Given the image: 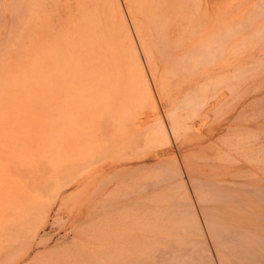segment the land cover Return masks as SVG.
<instances>
[{
  "label": "rangeland",
  "instance_id": "1",
  "mask_svg": "<svg viewBox=\"0 0 264 264\" xmlns=\"http://www.w3.org/2000/svg\"><path fill=\"white\" fill-rule=\"evenodd\" d=\"M227 32L216 64L179 62ZM208 77L224 78L212 109L164 140L166 113L186 117ZM0 84V264H152L149 236L167 250L175 227L160 228L175 194L166 165L182 172L216 260L203 205L264 224V191L240 190L264 187V0H0ZM196 178L208 197L247 202L204 204Z\"/></svg>",
  "mask_w": 264,
  "mask_h": 264
},
{
  "label": "bare ground",
  "instance_id": "2",
  "mask_svg": "<svg viewBox=\"0 0 264 264\" xmlns=\"http://www.w3.org/2000/svg\"><path fill=\"white\" fill-rule=\"evenodd\" d=\"M1 2H2V0H1ZM93 20H94V18H93ZM132 26H130V27H132ZM163 28L164 27H162L161 30ZM130 32H132V31H130ZM134 32H135V30H134ZM136 32L138 33L137 29H136ZM230 35H231V33L227 32L224 36L214 37L212 39V41H210L208 43H202L200 45H195L192 49L186 50L187 51L186 54L183 56V59H181V61H179V62H182L184 65H186V68H189L190 70L194 69V68H198V67L216 64L218 62V59L220 57H223L227 52L226 51V43L230 39ZM136 36L133 35V37H136ZM134 41L138 42L137 47H138V49H141L139 54L142 52V53H145L147 55L146 47L142 44L143 42L141 41V39H137ZM136 42H135V44H137ZM229 48H231V47H229ZM63 52H65V51H63ZM69 56H70V54H69ZM60 57H61V55H60ZM63 57L65 58V56H63ZM83 57H85V56H83ZM69 60H71L70 57H69ZM82 61H84V60H82ZM140 61H141V59H140ZM61 62H63V61H61ZM59 64H60V62H59ZM86 64H87V62H86ZM82 65L83 64H81V66ZM143 66H144V64H143ZM241 73H244V72L242 71ZM71 78L72 77H70V79ZM208 78H209V80H207L206 83H203L201 86L196 88L192 93L191 92H190V94L188 93L189 95L185 97V101H183L184 102L183 105L185 107L190 108V112L188 113V115H186V117L180 116V114L178 112L180 106L175 107L170 112L166 113L169 115L168 118L171 121V125L170 126L168 125L169 127H167L165 124L166 123L165 120L163 121L164 122L163 124L160 123V125H162V126L165 124V126L167 128H169V130H170L169 131L166 127L163 128L166 132V135H167V137H164L165 132H164V134H162V131H163V129H162L161 135H162V137H164L163 138L164 140H167L171 134L174 135L175 137H178V136H181L182 134H184V132L186 130L191 129L194 126L193 125L194 122L189 123L188 120L194 119V118L197 120L196 117L203 118L202 116H204V115L206 116V113H202V112L208 106V104H210L209 103L210 100L212 98H215V96L218 95V94L216 95L214 93V89L217 85H219L220 83H223V79H224V78H220L218 80H213L211 77H208ZM69 82H70V80H69ZM116 88H117V86H116ZM115 91H116V89H115ZM4 93H6V92H4ZM214 102H215V100H214ZM219 102H222V100H220ZM219 102H217V106H218ZM215 104H216V102H215ZM215 104H214V106L216 108ZM261 105H262V103H261ZM211 107L212 106H210L209 108L212 109ZM209 114H210V112H209ZM262 114H264V113H262ZM205 116H204V118H205ZM208 117H209V115L206 117V119H208ZM139 120L140 119H138V121ZM144 120H146V118ZM142 122L143 121H141V123ZM157 132H158V130H157ZM157 136L159 138L161 137L160 134ZM91 153H92V151H91ZM245 156H246V154H245ZM176 164L178 165L177 161H176ZM163 170H165L166 173H168V175H169L168 178H170V181H171V179L174 180V183L172 184V188L175 190V194H173L174 196L170 195L169 197L164 196V199L163 200L161 199L165 203L168 202V204H164L163 213H161L162 218L160 221H162V223H161L162 225L160 228L161 229L165 228V227L167 228L168 225H175V227L172 229V232H171L172 235L169 236L171 238L168 239V236H166L168 242H166V240L164 238L166 244H168L167 250H164L161 248V251H159V250L155 249L156 246H154V240H156V237L152 236V235H150V236L148 235L150 238H148L149 239L148 243L146 242L147 248H145L143 252L147 253L148 258L150 256L152 257V264H218L217 260L219 261L220 264H264V224H260L257 222H251L249 220H246V217H243V215H242L243 213L241 211H240V213L238 212L240 214V217L237 216L236 214L231 213V212L221 211V210H219V208L216 210L214 209L215 211H213L212 213H209L208 209L206 207L207 205L205 204V202L208 200H209V202H210V200H213L214 202H218V203L224 202L227 204V203H229L231 198H234L239 202V203H237V206H236L237 208H235V209L240 210V207H242V205L245 204V202H247V201H244L245 200L244 196L239 195V193L238 194L225 193V195L223 194L222 196H218V194H217L216 197H208V195L206 194V191L208 190V188L212 189V184L210 183V181L207 182V181H204L201 179L198 180L197 178L195 179V181L193 180L194 185H195V187H193V189H195V191L197 192V196L199 198V201L204 202V204L206 205V206L203 205V208L205 209V212L203 215H205V219L208 222L209 229L212 233L213 245L215 247V252H216L215 254H217V260H216V258H214V252L211 249V246L209 245L208 241L206 240L207 238L205 236V231L203 228V224L201 222L202 220L199 217L198 211H197L195 203H194L195 199L193 200V196H192L189 188H187V186L185 185V181L183 180V178L181 180L179 179V176H181L182 172L179 171V169H177L174 165H166L165 167H163ZM165 174H164V178H165ZM254 177H255V174H254ZM246 179H248V177ZM259 179L261 180V178H259ZM262 179H264V178H262ZM253 180H254V178H253ZM236 181L240 182L238 180H236ZM236 181H234V183H236ZM248 181H250V180H248ZM248 181L247 180H245L243 182L241 181L242 183H240V185H241L242 189L240 188V190H242L243 192L245 190L247 192V194H249V193L252 194V196L247 197L246 200L255 199V201H257L259 199L257 196L258 191L259 190L264 191V187L262 188V186H260L258 184L256 186L249 184ZM255 181H257V180H255ZM227 185L231 186L232 184L227 183ZM213 194L211 193V196ZM261 195L263 196L262 193H261ZM261 200H262V198H261ZM261 205H263V201H262ZM229 210H232V209H229ZM139 218H140V216H139ZM154 218H156V217H154ZM152 219H153V217H152ZM10 221H11V219H10ZM156 221H157V219L155 220V222ZM155 222L153 224L154 227L158 225L157 222L156 223ZM150 229H151V227H150ZM153 230H155V229H153ZM126 234L128 235V233H126ZM146 237H147V235H146ZM130 244H131V242H130ZM140 245H141V243H140ZM146 264H147V262H146Z\"/></svg>",
  "mask_w": 264,
  "mask_h": 264
}]
</instances>
